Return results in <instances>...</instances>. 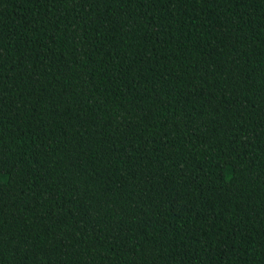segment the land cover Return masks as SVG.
<instances>
[{
  "label": "trees",
  "instance_id": "16d2710c",
  "mask_svg": "<svg viewBox=\"0 0 264 264\" xmlns=\"http://www.w3.org/2000/svg\"><path fill=\"white\" fill-rule=\"evenodd\" d=\"M0 264H264V0H0Z\"/></svg>",
  "mask_w": 264,
  "mask_h": 264
}]
</instances>
